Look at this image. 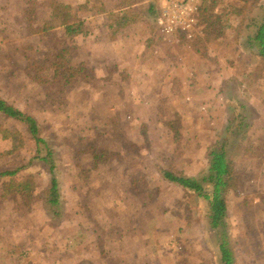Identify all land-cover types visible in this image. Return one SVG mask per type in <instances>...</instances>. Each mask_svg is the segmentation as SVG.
<instances>
[{"label":"rangeland","instance_id":"rangeland-1","mask_svg":"<svg viewBox=\"0 0 264 264\" xmlns=\"http://www.w3.org/2000/svg\"><path fill=\"white\" fill-rule=\"evenodd\" d=\"M54 3L67 8L55 16ZM161 4L0 0V97L38 119L63 194L55 216L52 175L30 161L26 126L0 114V129L27 138L12 152L0 133V171L22 167L15 179L35 183L3 195L10 178L0 180V264H219L206 200L162 172L200 178L223 140L238 175L227 218L235 262L264 264V62L236 31L238 18L214 41L200 18L173 35ZM79 19L86 33L67 36L64 23Z\"/></svg>","mask_w":264,"mask_h":264},{"label":"trees","instance_id":"trees-1","mask_svg":"<svg viewBox=\"0 0 264 264\" xmlns=\"http://www.w3.org/2000/svg\"><path fill=\"white\" fill-rule=\"evenodd\" d=\"M52 6L55 16L67 8L62 3H54ZM150 9L154 12V3L151 4ZM66 14L70 16L69 13ZM229 16L239 19L236 31L243 33L246 46L252 50L253 55L260 62H264V0H201L199 18L207 41L220 39V36L224 35L225 21ZM64 25L66 35L69 37L86 33L85 22L82 19L67 22ZM71 69L73 73L81 71L75 67ZM0 114L26 126L28 139L34 144V155L30 161L38 160L52 175L46 196L55 216H59L61 212L58 207L63 202V194L60 180L55 176L59 167L56 149L44 136L42 126L34 115L3 97H0ZM0 133L3 134V138L12 140V152H17L27 146V138L19 129H0ZM94 156L97 164L101 163L104 158L96 151H94ZM208 164L207 172L200 178L190 177L169 169H164L162 173L165 180L176 183L206 200L209 225L218 237L219 264H236L234 250L228 238L227 218L229 214L228 194L230 190L237 189L238 175L234 157L227 149L226 140L219 141L210 147ZM21 168L0 171V180L5 177L10 178L4 186L3 195L31 192L35 183L30 177L15 179Z\"/></svg>","mask_w":264,"mask_h":264},{"label":"built area","instance_id":"built-area-1","mask_svg":"<svg viewBox=\"0 0 264 264\" xmlns=\"http://www.w3.org/2000/svg\"><path fill=\"white\" fill-rule=\"evenodd\" d=\"M198 9V0H162L159 10L162 29L173 35L191 31L199 23Z\"/></svg>","mask_w":264,"mask_h":264},{"label":"crops","instance_id":"crops-1","mask_svg":"<svg viewBox=\"0 0 264 264\" xmlns=\"http://www.w3.org/2000/svg\"><path fill=\"white\" fill-rule=\"evenodd\" d=\"M130 36L131 34H125V35H123L124 36V38H125V41L123 42V43H125L126 41H128V39H129V37H127V36ZM127 43H129V42H127ZM131 46L129 45V44H127L126 45V48L127 49H129ZM123 50V49H122ZM147 50H148V56H150V55H153V53H152V50L150 49V48H147ZM131 53V52H130Z\"/></svg>","mask_w":264,"mask_h":264}]
</instances>
